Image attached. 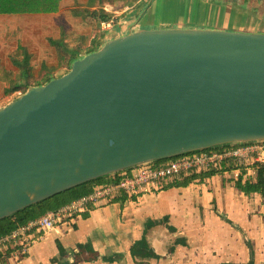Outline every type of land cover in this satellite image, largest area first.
Listing matches in <instances>:
<instances>
[{"label":"water","instance_id":"water-1","mask_svg":"<svg viewBox=\"0 0 264 264\" xmlns=\"http://www.w3.org/2000/svg\"><path fill=\"white\" fill-rule=\"evenodd\" d=\"M198 2L264 20V0ZM137 24L120 21L123 34L0 108V221L141 166L264 142V33ZM159 228L141 243L167 258L179 239L167 232L156 251ZM95 252L76 250L70 263L119 257Z\"/></svg>","mask_w":264,"mask_h":264},{"label":"crops","instance_id":"crops-1","mask_svg":"<svg viewBox=\"0 0 264 264\" xmlns=\"http://www.w3.org/2000/svg\"><path fill=\"white\" fill-rule=\"evenodd\" d=\"M29 2L0 3V71L21 85L37 86L63 72L58 43L88 48L93 27L84 16L82 0L53 12L39 11V3L32 1L30 9ZM142 11L128 18L138 22V29L166 28L158 27V21L142 22ZM228 14L227 26L212 28L253 32L258 27L264 33V20ZM218 164L162 181V188L151 193L133 198L119 194L112 202L64 215L52 233L41 237L33 232L35 239L25 255L14 244L0 246V264H71L76 250L94 256L95 251L119 252L114 262L87 263L79 257L78 264H264V194L248 196L235 187L239 180L252 182L255 170ZM156 222L166 229L153 233L155 250L171 237L167 232L179 239L176 249L167 258L154 256L145 262L135 252L131 256L133 246L143 244L144 231Z\"/></svg>","mask_w":264,"mask_h":264},{"label":"built area","instance_id":"built-area-1","mask_svg":"<svg viewBox=\"0 0 264 264\" xmlns=\"http://www.w3.org/2000/svg\"><path fill=\"white\" fill-rule=\"evenodd\" d=\"M104 12L109 18L100 22V29L103 33L112 31L117 24L116 18L123 13L116 11L112 4H106ZM253 158L257 159L253 162L264 166V142L229 146L220 150H207L164 161L159 165L138 167L129 176L123 175L124 177L114 184L98 185L89 194L73 200L57 211H47L39 218L28 221L8 235L1 237L0 246L14 244L17 252L25 255L35 239L33 232L35 231L41 237L52 233L64 215L80 212L89 206L96 207L112 202L119 194L133 198L157 191L160 187L162 188V181L188 176L220 162L231 160L238 167H248Z\"/></svg>","mask_w":264,"mask_h":264},{"label":"trees","instance_id":"trees-1","mask_svg":"<svg viewBox=\"0 0 264 264\" xmlns=\"http://www.w3.org/2000/svg\"><path fill=\"white\" fill-rule=\"evenodd\" d=\"M31 1L34 4L39 3L38 9L41 12H53L58 10L59 8H63L67 6V4H69L70 7L76 6L78 4L77 0H30V2L28 3L29 6H26L28 8L30 7V9L33 8L32 6H30ZM84 2L86 6L84 7L85 8L84 16L91 23L93 27L92 40L88 47L89 48L88 51L83 53V56H81V50H83V48H81L80 45H77L74 48H70L63 41L58 43L60 64H61V68L63 69V74L68 72L69 67L73 61L80 59L81 57H84L87 54L97 51L104 43L101 42L100 40L102 37L100 22L105 21L109 18L108 14L104 12V6L106 4H112L116 11L123 12L121 16H118V18H116V22H119L123 19L125 14L130 12V10H132L135 7L136 3L139 2V0H85ZM84 2L82 4H84ZM0 3H4V0H0ZM71 3L73 6H71ZM22 69L23 68H21V70ZM10 75H11L10 73L0 71V87L2 89V94L4 97L11 96V94L15 92H20V94H23L26 92L28 88L33 87V86H28L27 84L21 85L20 82L16 80H10L9 79ZM23 75L27 76V74L26 75L23 74ZM50 80L52 79H48L43 84L37 86H42L47 82H49ZM215 150H220V149H215ZM160 163L161 162H157L152 165H159ZM220 164L222 166H226L227 169H231L232 167H234V169L239 168L233 161H224V162H220ZM131 172L132 171H126L124 173L116 174L90 183H86L72 190L54 196L53 198L46 200L42 203L27 208L10 218L0 221V238L5 235H8L13 230L26 224L28 221L39 218L42 214H44L47 211H57L59 208H61L66 204H69L73 200L89 194L93 190V188H95L100 184H103V182L106 183V185L114 184L118 182L122 177L129 176ZM235 187L237 188V190L241 191L242 193L248 196L255 194H259L263 196L264 166L255 168L254 180L252 182L250 181L242 182L239 180L235 183ZM138 252L139 251L137 250L135 251L136 254H138Z\"/></svg>","mask_w":264,"mask_h":264},{"label":"rangeland","instance_id":"rangeland-1","mask_svg":"<svg viewBox=\"0 0 264 264\" xmlns=\"http://www.w3.org/2000/svg\"><path fill=\"white\" fill-rule=\"evenodd\" d=\"M183 1L186 3V5H184L183 11L180 12V15H184V11H186L188 9L187 6H189V3H188L189 0H183ZM193 1L198 2V0H193ZM82 2H83V0H82ZM83 5H84V7H86L85 6V2H84ZM166 5H167V3H165V0H139V2L136 3L135 7L132 10H130V12L125 14V16L123 17L122 20H128V18L130 17L131 13L132 14H138L140 11L143 10L142 14H141V21L142 22L147 23V24H149L150 22H156L155 21V19H156L155 17H157V14H158L159 10L160 9H165V10L168 9L166 7ZM65 7H70V6H65ZM210 8L217 9V7L216 8L210 7ZM217 10H219V9H217ZM152 20H154V21H152ZM179 22L180 21L174 22L173 24H171L172 26L171 25L170 26L163 25L161 23L162 26H158V27H166V28L171 27V28H181V29H218V30H220L219 28H212V27L221 26L219 24H214V23L207 24L206 22H202L201 24L194 23V21H190V22L182 21L181 23H179ZM151 24H154V23H151ZM202 26H209L211 28H203ZM148 27L151 28V26H148ZM195 27H197V28H195ZM154 29H157V28H154ZM125 31H126V29L119 30L117 28H115L112 31L105 32V33H103V31H101L102 32L101 33L102 37H101L100 40H101V42H106V40L109 39V37L111 35H116V34L117 35H121ZM252 31L253 32H248V33H259L261 31V29L258 28V27H254L252 29ZM88 49L89 48H87V49L83 48V50H81V56H83V53L87 52ZM62 75H64V74L61 71L59 74H57V76H58L57 78L61 77ZM18 95H20V94L14 93L12 96L4 97L3 94H2V89L0 87V108L5 106L7 103L11 102ZM254 160H257V159H254V158L252 159L251 163L248 164V167H246V168H248L247 170H249L251 168H253L255 170L256 167H260V165L257 162H253ZM131 171H136V168L131 170ZM103 184H106V183L103 182Z\"/></svg>","mask_w":264,"mask_h":264},{"label":"bare ground","instance_id":"bare-ground-1","mask_svg":"<svg viewBox=\"0 0 264 264\" xmlns=\"http://www.w3.org/2000/svg\"><path fill=\"white\" fill-rule=\"evenodd\" d=\"M165 3H167L166 7L168 9H160L157 17H155V21L163 23V25H171L176 21H209L221 26H227V22L231 19V16L226 11L212 9L193 0L188 1L189 6L184 11V15H180L184 5H186L183 0H165Z\"/></svg>","mask_w":264,"mask_h":264},{"label":"flooded vegetation","instance_id":"flooded-vegetation-1","mask_svg":"<svg viewBox=\"0 0 264 264\" xmlns=\"http://www.w3.org/2000/svg\"><path fill=\"white\" fill-rule=\"evenodd\" d=\"M136 250L139 251L138 254H137V256H138V258L141 261H144L145 262V261L149 260L150 258H153L154 257V255H152L150 252H148V253L145 252L144 244H141V245L137 246L136 249L133 250V252H135Z\"/></svg>","mask_w":264,"mask_h":264}]
</instances>
